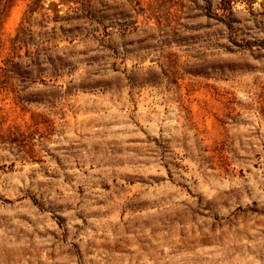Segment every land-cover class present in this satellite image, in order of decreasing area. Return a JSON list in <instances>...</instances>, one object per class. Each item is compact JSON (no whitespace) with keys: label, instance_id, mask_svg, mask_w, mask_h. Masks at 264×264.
I'll return each mask as SVG.
<instances>
[{"label":"rangeland","instance_id":"rangeland-1","mask_svg":"<svg viewBox=\"0 0 264 264\" xmlns=\"http://www.w3.org/2000/svg\"><path fill=\"white\" fill-rule=\"evenodd\" d=\"M0 264H264V0H0Z\"/></svg>","mask_w":264,"mask_h":264},{"label":"trees","instance_id":"trees-1","mask_svg":"<svg viewBox=\"0 0 264 264\" xmlns=\"http://www.w3.org/2000/svg\"><path fill=\"white\" fill-rule=\"evenodd\" d=\"M34 10L33 9H30V12H33Z\"/></svg>","mask_w":264,"mask_h":264}]
</instances>
